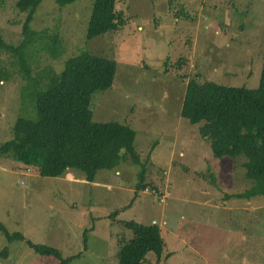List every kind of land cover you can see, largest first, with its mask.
<instances>
[{"label": "rangeland", "instance_id": "1", "mask_svg": "<svg viewBox=\"0 0 264 264\" xmlns=\"http://www.w3.org/2000/svg\"><path fill=\"white\" fill-rule=\"evenodd\" d=\"M116 9L125 24L89 39L93 0L62 7L43 0L24 59L0 44V144L12 139L19 117H35L49 70L61 71L80 51L100 54L115 60L116 71L112 86L92 95L93 119L134 128L143 178L155 191L136 189L141 165L130 160L100 170L93 184L77 172L41 176L1 155L0 221L63 257L80 253L68 264H117L120 244L132 237L122 219L130 218L160 226L157 264H264V195L233 196L252 186L244 156H215L201 122L179 113L189 78L258 86L264 0H119ZM27 13L17 0H0V35L14 48ZM146 262L156 263L152 252ZM0 264L60 263L0 230Z\"/></svg>", "mask_w": 264, "mask_h": 264}, {"label": "trees", "instance_id": "2", "mask_svg": "<svg viewBox=\"0 0 264 264\" xmlns=\"http://www.w3.org/2000/svg\"><path fill=\"white\" fill-rule=\"evenodd\" d=\"M42 1L17 0V6L28 13L23 24L24 38L16 48L0 35V44L20 53L21 60L37 38L31 23ZM54 1L62 7L75 0ZM118 1L93 0L87 27L89 39L116 31L125 24L122 13L116 9ZM115 71L114 59L89 51L67 58L59 72L49 70L43 87L37 89L35 117L21 116L16 120L12 139L0 144V156L10 155L35 168L41 176L60 177L77 172L89 182H95L100 170L112 169L123 161L141 165L134 148L133 127L117 120L93 119L92 95L112 86ZM179 113L193 123L201 122L200 133L211 142L215 156H244L245 176L252 186L233 196L249 199L264 195V60L255 88L189 78ZM144 171L141 165L138 190L146 187L142 184ZM130 205L131 202L124 209ZM122 223L132 237L120 244L117 264H149L146 258L151 252L157 264L164 247L160 226L155 221L133 218L122 219ZM0 230L9 241L24 240L35 252L53 256L60 264H68L80 255L63 257L55 247L36 244L21 232L10 233L1 221Z\"/></svg>", "mask_w": 264, "mask_h": 264}, {"label": "crops", "instance_id": "3", "mask_svg": "<svg viewBox=\"0 0 264 264\" xmlns=\"http://www.w3.org/2000/svg\"><path fill=\"white\" fill-rule=\"evenodd\" d=\"M140 157V156H139ZM141 159V158H140ZM142 161V160H141ZM66 176H68V175H70V179H74V176L72 175L71 176V173L69 172V173H67V174H65ZM139 177V176H138ZM147 178H148V175H146L145 174V176H144V178H142V184L144 185V186H146V188H147V186H150L151 188H152V190H154L155 191V187H154V185H148V181H147ZM138 181H139V178H138ZM91 183H93V184H96L97 182L95 181V182H91ZM137 184H138V182H137ZM136 184V185H137ZM158 190V189H157ZM137 197V194H135V196H134V199ZM134 199H133V201H134ZM132 201V202H133ZM132 204V203H131ZM232 208H236V207H234L233 205H232ZM231 208V209H232ZM247 212H249V211H247ZM134 219V218H133ZM142 222V221H141ZM242 236H244V235H242ZM246 236H244V238H245ZM244 238L242 239V240H244ZM257 238V237H256Z\"/></svg>", "mask_w": 264, "mask_h": 264}]
</instances>
